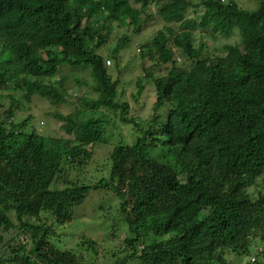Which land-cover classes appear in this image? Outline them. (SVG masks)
Returning <instances> with one entry per match:
<instances>
[{"label": "trees", "instance_id": "16d2710c", "mask_svg": "<svg viewBox=\"0 0 264 264\" xmlns=\"http://www.w3.org/2000/svg\"><path fill=\"white\" fill-rule=\"evenodd\" d=\"M254 1L0 0V103L11 99L0 112V264L99 259L97 240L83 237L68 250L60 237L91 192L104 189L121 200L127 228L120 251H102L110 264H232L228 254L264 264V0ZM151 4L165 25L139 46L132 98L142 97L144 82L156 93L144 118L121 103L120 81L100 51L122 33L111 52L119 62ZM206 35L239 42L211 55ZM64 66L89 68L95 96H75L77 111L57 112L67 138H52L23 116L21 99L3 93L20 91L26 104L36 96L70 104L58 78ZM116 119L134 129V141L114 148L108 177L70 181L69 169L109 144ZM62 180L68 186L54 189Z\"/></svg>", "mask_w": 264, "mask_h": 264}, {"label": "rangeland", "instance_id": "374dc122", "mask_svg": "<svg viewBox=\"0 0 264 264\" xmlns=\"http://www.w3.org/2000/svg\"><path fill=\"white\" fill-rule=\"evenodd\" d=\"M237 1L241 7L254 8L256 6L254 0ZM136 7L138 9L141 8L140 6ZM192 13L193 12L191 11L189 12L190 16L194 15ZM142 20L145 24L143 25L141 33H131V35L133 34L132 42L123 51L119 62L115 61V59L111 57V52L116 46L118 37H120L122 33H115L112 44L108 47H104L100 53L106 61H112V64L109 66L110 72L115 80L120 81L119 92L121 94L123 92L124 94L120 98L121 103L125 102L130 105L131 115L137 114L140 117L149 118L154 113V104L156 101L155 87L151 83L144 82L146 86L145 93L138 101H135L132 98L133 94L137 92L136 79L142 75L141 65L143 62L139 58V46L149 42L156 35V33L164 27L165 24L163 23L154 4H151L148 7L147 11L142 16ZM196 38L197 41H199L201 35L198 33ZM203 40L209 46V51L207 53L216 56H222L225 54L223 51L224 46L239 42V38L236 36L231 39H223L220 37L213 41L206 35ZM177 60L181 66L188 68L185 64L184 58L179 57ZM150 65L151 63L146 61L145 66L149 67ZM58 78H63L65 81L70 104L52 105L51 102L39 96H36L31 104H26L22 101L23 94L20 91L4 92L3 94L8 97L16 96V99H21L19 100L17 107L22 110L24 117H32L34 119L33 124L40 133L44 135L47 134L48 137L52 138H67L60 129L61 123L55 119L54 115L57 112L68 115L77 111L80 108V105L75 104V102H77L75 96L85 94V96L92 98L95 95L91 87H88L89 83L92 82L89 68L74 69L64 66L61 69V73ZM77 80H79L80 83L77 82ZM10 103L11 99L9 100V98L1 101L0 112L4 113L10 106ZM1 104H3L4 107H2ZM116 120L117 128L113 127L109 129V144L94 146L92 149L93 156L91 160L82 169H69L67 175L70 181H82V183L86 185H91L98 182L102 178L108 177L110 170V156L114 148L121 140H124L126 144H132L134 141V135L132 133L134 129L129 126H125L119 119ZM65 186L68 185L64 184L62 180L53 187L54 189H63ZM121 203V200H119L116 195L109 190L104 189L100 191H92L86 202L77 208L74 222L71 225L61 227V246L68 250H75L77 249V245L83 240V237H90L97 240L101 246L99 259L96 260L95 258H92L91 254L87 253V257H90V264H110L107 260L102 259V251L107 250V252L112 254L117 253L120 251V248L123 247V238L127 236V228L123 224L119 215ZM113 225L117 227V230L115 237L113 239H109V232ZM259 248H262V246ZM253 258V256L238 257L233 254H228L227 256L228 261L232 264L253 263Z\"/></svg>", "mask_w": 264, "mask_h": 264}, {"label": "built area", "instance_id": "2783aa9c", "mask_svg": "<svg viewBox=\"0 0 264 264\" xmlns=\"http://www.w3.org/2000/svg\"><path fill=\"white\" fill-rule=\"evenodd\" d=\"M107 64H108V66H110L112 64V61L111 60H108L107 61ZM252 260H253V262H255V258H253Z\"/></svg>", "mask_w": 264, "mask_h": 264}]
</instances>
